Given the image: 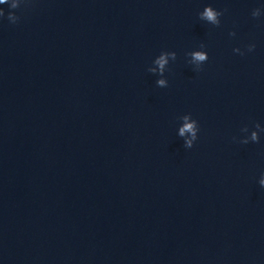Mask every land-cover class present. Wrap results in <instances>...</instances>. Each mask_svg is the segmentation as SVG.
<instances>
[{
	"label": "clouds",
	"instance_id": "9594fccd",
	"mask_svg": "<svg viewBox=\"0 0 264 264\" xmlns=\"http://www.w3.org/2000/svg\"><path fill=\"white\" fill-rule=\"evenodd\" d=\"M19 2L20 0H13L12 4H11V9H17L19 7ZM8 0H0V5L3 4H7ZM5 13L3 9H0V18L4 17ZM217 15L218 13L216 11L213 10L212 7H205L204 11L202 13H200V18L201 19H206L209 22L213 23V24H219V21L217 20ZM252 15L254 17H257L259 15V13L257 11H254L252 13ZM7 19L15 24L16 22H18L19 17L16 16L13 12H9L7 15ZM255 45H252L249 49V51L254 50ZM173 58H175V53H172ZM193 59L196 61H205L208 59V56L204 53V52H194L192 53ZM156 63L159 65L160 69L163 70L164 65L167 63V60L165 58L164 55H161L160 58L156 61ZM154 71V70H153ZM164 81L160 80L158 81V84L163 86L164 85ZM183 119L185 120V123L183 125V127L180 128V132L179 134L181 136H184L185 133H192V139L186 140L185 141V147L186 148H192L193 147V140L196 139V129L194 127L195 125V121L189 123L188 121V116H184ZM253 140H256V134L253 133ZM260 184L261 186H264V179L260 180Z\"/></svg>",
	"mask_w": 264,
	"mask_h": 264
}]
</instances>
